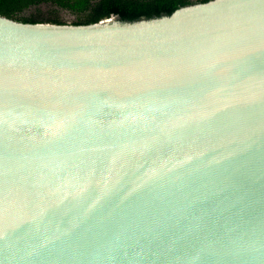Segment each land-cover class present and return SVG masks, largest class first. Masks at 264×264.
<instances>
[{
  "label": "water",
  "instance_id": "water-1",
  "mask_svg": "<svg viewBox=\"0 0 264 264\" xmlns=\"http://www.w3.org/2000/svg\"><path fill=\"white\" fill-rule=\"evenodd\" d=\"M0 264H264V9L0 16Z\"/></svg>",
  "mask_w": 264,
  "mask_h": 264
},
{
  "label": "trees",
  "instance_id": "trees-1",
  "mask_svg": "<svg viewBox=\"0 0 264 264\" xmlns=\"http://www.w3.org/2000/svg\"><path fill=\"white\" fill-rule=\"evenodd\" d=\"M210 0H0V16L25 24L50 23L65 25L52 19L20 18L19 15L32 6L49 4L68 10L79 16L72 25H89L118 17L122 22H135L172 14L177 9Z\"/></svg>",
  "mask_w": 264,
  "mask_h": 264
},
{
  "label": "rangeland",
  "instance_id": "rangeland-1",
  "mask_svg": "<svg viewBox=\"0 0 264 264\" xmlns=\"http://www.w3.org/2000/svg\"><path fill=\"white\" fill-rule=\"evenodd\" d=\"M19 17L20 18L30 17V18H41V19L57 18V20L67 25H72L79 20L78 15L72 14L68 10H63L49 4H40L37 6H32L27 10H25L24 12H22L19 15Z\"/></svg>",
  "mask_w": 264,
  "mask_h": 264
},
{
  "label": "snow or ice",
  "instance_id": "snow-or-ice-1",
  "mask_svg": "<svg viewBox=\"0 0 264 264\" xmlns=\"http://www.w3.org/2000/svg\"><path fill=\"white\" fill-rule=\"evenodd\" d=\"M254 6L264 9V0H253Z\"/></svg>",
  "mask_w": 264,
  "mask_h": 264
}]
</instances>
